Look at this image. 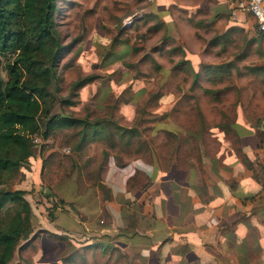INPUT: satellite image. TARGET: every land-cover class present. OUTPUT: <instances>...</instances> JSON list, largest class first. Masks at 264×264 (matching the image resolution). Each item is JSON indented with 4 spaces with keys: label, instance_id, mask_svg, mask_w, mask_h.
I'll return each mask as SVG.
<instances>
[{
    "label": "rangeland",
    "instance_id": "obj_1",
    "mask_svg": "<svg viewBox=\"0 0 264 264\" xmlns=\"http://www.w3.org/2000/svg\"><path fill=\"white\" fill-rule=\"evenodd\" d=\"M151 3L57 1L65 49L55 67L51 113L88 123L58 127L46 139L39 134L33 157L14 176H0V190L25 189L34 216L31 234L8 264H142L137 253L103 235L120 221L103 204L101 181L110 163L175 165L204 180L202 164L225 149L248 158L263 180L264 37L254 18L248 14V28H223L230 15L189 13L168 27ZM86 77L90 82L71 89ZM152 173L159 175L155 167ZM13 212L9 205L1 219ZM127 220L132 232L134 212Z\"/></svg>",
    "mask_w": 264,
    "mask_h": 264
},
{
    "label": "crops",
    "instance_id": "obj_2",
    "mask_svg": "<svg viewBox=\"0 0 264 264\" xmlns=\"http://www.w3.org/2000/svg\"><path fill=\"white\" fill-rule=\"evenodd\" d=\"M238 2L152 0L151 10L168 27L173 20L184 22L189 13L202 12L209 19L230 15L225 24L219 20L223 28H248L252 19ZM218 151L208 167L202 164L209 175L204 180L175 165L161 169L141 162L110 163L101 181L103 204L109 214L112 208L118 212L120 221L103 234L117 237L114 242L137 253L142 264H264V178L247 166L248 158ZM152 167L159 172L156 178ZM130 212L138 221L134 235L125 230Z\"/></svg>",
    "mask_w": 264,
    "mask_h": 264
},
{
    "label": "trees",
    "instance_id": "obj_3",
    "mask_svg": "<svg viewBox=\"0 0 264 264\" xmlns=\"http://www.w3.org/2000/svg\"><path fill=\"white\" fill-rule=\"evenodd\" d=\"M57 1L0 0V176H14L20 171L33 157L34 140L39 134L46 139L58 127L88 123L51 113L55 67L65 49L57 30ZM259 33L264 37V32ZM91 78L74 81L71 89L83 87ZM63 103L70 105L73 101L64 98ZM43 118L45 128L41 133ZM25 193V189L0 190V264H8L19 241L32 232L34 216ZM9 205L14 212L7 221L2 220V211ZM104 237L113 241L117 238Z\"/></svg>",
    "mask_w": 264,
    "mask_h": 264
},
{
    "label": "built area",
    "instance_id": "obj_4",
    "mask_svg": "<svg viewBox=\"0 0 264 264\" xmlns=\"http://www.w3.org/2000/svg\"><path fill=\"white\" fill-rule=\"evenodd\" d=\"M238 7L245 9L254 18L258 29L264 32V0H239Z\"/></svg>",
    "mask_w": 264,
    "mask_h": 264
}]
</instances>
